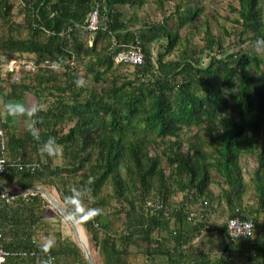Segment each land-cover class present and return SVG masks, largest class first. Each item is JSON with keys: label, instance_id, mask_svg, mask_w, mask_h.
<instances>
[{"label": "trees", "instance_id": "1", "mask_svg": "<svg viewBox=\"0 0 264 264\" xmlns=\"http://www.w3.org/2000/svg\"><path fill=\"white\" fill-rule=\"evenodd\" d=\"M23 1L31 39L10 49L32 55L37 70L22 71L4 99L25 105L30 94L35 103L18 135L3 134L6 152L23 163L6 169L1 184L12 193L52 188L82 227L95 264H264V56L242 47L264 37V0H232L241 32L231 50L206 26L205 63L193 57L180 30L210 0H167L173 10L142 25L123 8L140 9L147 0ZM156 2L161 9L162 0ZM96 3L106 29L91 35L85 26ZM136 44L143 63L123 65L133 72L118 82L114 69L121 64L113 56ZM45 61L58 68H44ZM186 131L194 134L184 139ZM49 136L62 145L56 155L41 151ZM245 155L254 159L251 170ZM71 195L78 199L69 201ZM49 207L38 193L2 199V249L35 254L11 258L16 264L48 257L52 264H87L73 235L46 232ZM201 207L207 216L188 222L187 213ZM91 208L100 211L85 217ZM215 214L225 218L211 228ZM233 217L253 222L252 238L228 240ZM39 230L52 241L47 250L36 242Z\"/></svg>", "mask_w": 264, "mask_h": 264}, {"label": "rangeland", "instance_id": "2", "mask_svg": "<svg viewBox=\"0 0 264 264\" xmlns=\"http://www.w3.org/2000/svg\"><path fill=\"white\" fill-rule=\"evenodd\" d=\"M162 2L163 6L161 7V9H159L156 0H147L140 9H131L124 7L123 11L128 18L133 19L134 23H138L139 25H142L143 23H157L161 22L165 14L167 15L173 10L174 3L168 2L167 0H162ZM234 5L235 4L232 0H210L209 2L205 3L206 8L204 14L200 15L197 20L194 21L191 25L184 27L180 30L181 36L183 38L185 37L187 42L190 44V48L192 49L193 57L195 59L201 57L203 59V63L208 60V55L206 52H203L202 54L200 53L204 47V32L206 30L207 25L209 26V30L212 35L220 40L225 50H231L232 48H234V46L238 44L237 40L240 37L241 29L236 24V12H234L232 8L234 7ZM242 47H244V49L246 48L247 51L254 53L260 57L264 56V49H257L256 46L254 47L250 45H243ZM151 49L153 50V55L158 52L157 45L152 47ZM179 55L180 49L175 50L173 54L169 56V59H177ZM114 72L116 75H118L117 77L119 78L117 80L119 82L121 81L119 79H123V77H131L133 68L119 65L115 66ZM82 80L83 85L91 86V81L89 79L82 78ZM99 88H103V85L99 86ZM66 128L67 127L65 126V129ZM193 134L194 133L192 131H186L184 139L189 138ZM243 162L247 164V170H251L252 167H254V159L250 155H245V157L243 158ZM55 163H58V159L55 160ZM215 186L216 187H212V191L217 193L220 187H218L217 185ZM46 189L53 196V199H55L59 204H61L57 193L52 188L46 187ZM49 210L52 213H55L54 215L58 216V214L51 207H49ZM224 218L225 216L223 215H212L210 218V227L213 228L217 227L218 225H221L222 220H224ZM58 220H60V224L67 227L66 229L70 230L68 225L62 220L61 217L58 218ZM261 221H263L264 223V217H261ZM71 235H73L72 232ZM84 238L87 241L85 233Z\"/></svg>", "mask_w": 264, "mask_h": 264}, {"label": "crops", "instance_id": "3", "mask_svg": "<svg viewBox=\"0 0 264 264\" xmlns=\"http://www.w3.org/2000/svg\"><path fill=\"white\" fill-rule=\"evenodd\" d=\"M4 8L8 9L7 15L4 13ZM28 9L29 5H27L26 1L23 0H0V130L4 136L8 135L9 131V134L13 132L18 135L20 129L23 127V122L25 119L24 114H21L12 117L11 119L13 120H10V122L8 121L9 116L7 115V110L4 105L6 102H8V99H4V97L10 93L11 83H13L12 77L14 73H11V78L9 80L6 77L8 73H10L8 71L9 65L13 62L17 64H24L30 62V58H32V55L30 54H24L17 51L13 52V50L10 49L11 42H21L31 39L30 32L26 28L29 12ZM25 103L27 109L26 112L29 113L34 108L35 103L32 95L27 94L25 96ZM2 139H4V137ZM13 156L14 155L12 153H9L8 148L6 152L7 159L12 160ZM54 214L55 213H52L49 208H47L45 220V228L47 229L46 232L48 234L51 232H62L64 236H70L71 231L66 229L67 227L64 225L60 224V220H58L60 216L58 215V217ZM43 232V230L37 231L38 235L35 238L37 243L45 244L51 240L50 238L48 239L47 236L43 234Z\"/></svg>", "mask_w": 264, "mask_h": 264}, {"label": "built area", "instance_id": "4", "mask_svg": "<svg viewBox=\"0 0 264 264\" xmlns=\"http://www.w3.org/2000/svg\"><path fill=\"white\" fill-rule=\"evenodd\" d=\"M85 29L91 35L98 32L100 29L105 30L106 25L102 24L100 21V13H99V5L96 3L93 5L91 11L88 14L86 21ZM143 52L141 47L136 45H127L124 46V49L118 51L114 54L113 60L116 64L128 65V66H139L143 63ZM43 67L47 69H57L58 65L56 63L45 61L43 63ZM37 70V66L32 62H27L24 64L11 63L9 65V72L14 73L12 77V82H18L22 77V71L26 73H35ZM2 131L0 130V176L2 173L8 169L9 167H20L22 165L21 158L17 157L16 159L9 161L6 157L5 150V142ZM37 164H33L30 166V170L33 171L37 168ZM14 196H11L0 189V201L2 199H12ZM153 204L151 202L147 203V207H152ZM206 213H204V208H197V210H191L187 213V221L193 222L197 220H203L205 218ZM226 232L227 237L230 242H236L239 239H249L252 238L255 232L254 224L251 220H241L238 217L229 218L226 222ZM35 254L33 252H7L2 249L0 242V264H16L15 262H11V258H26L33 257Z\"/></svg>", "mask_w": 264, "mask_h": 264}, {"label": "clouds", "instance_id": "5", "mask_svg": "<svg viewBox=\"0 0 264 264\" xmlns=\"http://www.w3.org/2000/svg\"><path fill=\"white\" fill-rule=\"evenodd\" d=\"M255 46L257 47V49H264V37H259L257 38V40L254 42ZM78 84L81 82H77ZM8 114L10 116H17V115H21L24 114L27 109L26 106L23 103L17 102V101H9L6 105H5ZM34 111V110H33ZM32 136L34 139L36 140H40V136H39V129L36 128L35 126H33L32 128ZM62 148V145L58 143L57 138L55 136H49L46 140H44L41 144V151L48 153L49 155H56L60 152ZM75 192V190H73ZM67 199L69 201L78 199V197L76 195H71L69 197H67ZM75 211V210H73ZM100 211V209L98 208H91L88 209L84 216H88V215H93L96 214ZM84 217H81V219H83ZM52 241L49 240L47 243H45L43 245V248L45 250H47L48 248L51 247ZM53 257H48L46 260L42 261V264H52L53 262Z\"/></svg>", "mask_w": 264, "mask_h": 264}, {"label": "water", "instance_id": "6", "mask_svg": "<svg viewBox=\"0 0 264 264\" xmlns=\"http://www.w3.org/2000/svg\"><path fill=\"white\" fill-rule=\"evenodd\" d=\"M0 189L3 192H5L11 196H14V197L21 195L23 193H27V192L38 193L42 197H44L46 199V201H48L50 203V205L56 211V213L62 218V220L70 228L78 246L80 247V249H81V251L85 257L87 264H95L93 261V258L91 256V252L89 250L87 241L84 238V231H83L82 227L73 219V217L66 211V209L61 204H59L55 199H53V197L44 188L29 187V188H26L24 190H20V191L12 193V192H9L0 182Z\"/></svg>", "mask_w": 264, "mask_h": 264}]
</instances>
